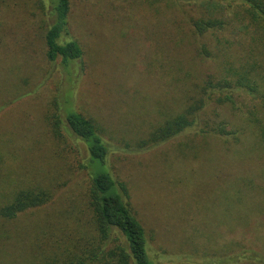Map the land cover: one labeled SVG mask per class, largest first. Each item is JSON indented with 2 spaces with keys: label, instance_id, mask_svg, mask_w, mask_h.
Instances as JSON below:
<instances>
[{
  "label": "rangeland",
  "instance_id": "obj_1",
  "mask_svg": "<svg viewBox=\"0 0 264 264\" xmlns=\"http://www.w3.org/2000/svg\"><path fill=\"white\" fill-rule=\"evenodd\" d=\"M50 1L0 0V207L32 185L52 192L13 219L0 212V264L61 258L94 234L89 152L65 121L69 108L98 125L154 264H264V106L237 94L234 104L206 105L178 136L156 138L209 79L248 58L246 35H197L191 5L157 12L154 0H71L66 37L84 54L65 66L47 57ZM255 57L264 74V48ZM222 127L229 134L213 133Z\"/></svg>",
  "mask_w": 264,
  "mask_h": 264
},
{
  "label": "trees",
  "instance_id": "obj_2",
  "mask_svg": "<svg viewBox=\"0 0 264 264\" xmlns=\"http://www.w3.org/2000/svg\"><path fill=\"white\" fill-rule=\"evenodd\" d=\"M172 1L173 3L166 0L165 4L159 5V0H154L157 12L162 9L165 11L169 6L191 5L195 9V15L189 13L187 18L197 35L210 37L216 43L222 40V32L238 30L243 36L246 35L249 56L240 65L231 64L225 70L226 74L218 80L209 79L201 87L202 93L195 103L186 104L182 111L168 117L156 135L158 142L174 138L195 126L198 113L212 102L220 105L229 102L234 104L235 96L245 93L264 106V74L258 73L262 65L255 57L264 48V0ZM50 2L51 21L45 35L47 57L50 61L61 58L64 65L69 66L84 54L77 39L66 37L70 34L71 0ZM235 20L237 26L234 24ZM258 108V112L261 111L259 106ZM65 121L85 142L89 152L86 166L92 178L89 206L94 234L84 233L75 245L64 251L61 258L48 257L42 264H154L146 228L130 206L128 186L116 181L106 167L109 148L98 125L73 108L66 111ZM56 123L58 126L59 120ZM213 133L229 134L224 132L223 127ZM260 136L264 140V125L260 129ZM246 192L240 191L242 197ZM258 194L264 198V185L260 186ZM51 198L52 192L49 189L32 185L10 196L0 207V212L5 218L13 219L20 212L43 205ZM254 207L257 211L261 209L259 206Z\"/></svg>",
  "mask_w": 264,
  "mask_h": 264
}]
</instances>
